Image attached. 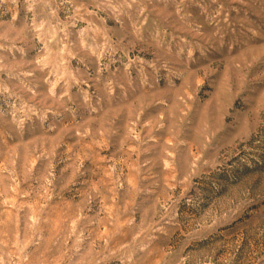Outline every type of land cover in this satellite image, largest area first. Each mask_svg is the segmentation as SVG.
<instances>
[{
	"label": "rangeland",
	"instance_id": "rangeland-1",
	"mask_svg": "<svg viewBox=\"0 0 264 264\" xmlns=\"http://www.w3.org/2000/svg\"><path fill=\"white\" fill-rule=\"evenodd\" d=\"M0 264H264V0H0Z\"/></svg>",
	"mask_w": 264,
	"mask_h": 264
}]
</instances>
